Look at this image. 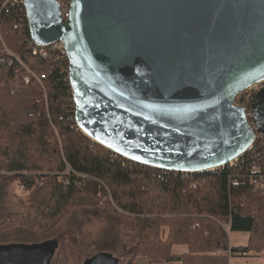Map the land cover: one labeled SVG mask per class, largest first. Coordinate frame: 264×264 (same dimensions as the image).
<instances>
[{"label":"water","instance_id":"95a60500","mask_svg":"<svg viewBox=\"0 0 264 264\" xmlns=\"http://www.w3.org/2000/svg\"><path fill=\"white\" fill-rule=\"evenodd\" d=\"M31 42H60L74 122L145 166L203 172L264 134V85L249 123L240 95L264 83V0H22ZM58 241L0 245V264H51ZM107 252L83 264H118Z\"/></svg>","mask_w":264,"mask_h":264},{"label":"trees","instance_id":"16d2710c","mask_svg":"<svg viewBox=\"0 0 264 264\" xmlns=\"http://www.w3.org/2000/svg\"><path fill=\"white\" fill-rule=\"evenodd\" d=\"M1 39L0 169L14 172L28 189L33 183L23 173L33 161L44 158L55 175L69 169L64 182L43 175L51 188L44 210L31 225L17 224V230L44 233L59 215L94 207L109 195L111 202L102 203L101 213L128 219L140 234L155 231L152 239L131 247L126 264L138 255L170 260L173 245L187 247L176 257L181 264H229L230 256L246 253L264 257V140L255 142V155L248 151L231 166L203 172L127 160L78 129L67 57L58 51L45 57L33 54L20 2L0 0ZM255 100L253 93L252 104ZM254 163L258 170H253ZM11 222L0 228L13 230ZM229 232L248 233L246 244L230 246Z\"/></svg>","mask_w":264,"mask_h":264},{"label":"rangeland","instance_id":"374dc122","mask_svg":"<svg viewBox=\"0 0 264 264\" xmlns=\"http://www.w3.org/2000/svg\"><path fill=\"white\" fill-rule=\"evenodd\" d=\"M0 41V46L3 48L4 41L3 39ZM263 85L264 83L242 92L240 98L248 95L249 92L250 95L257 92ZM235 103L237 104V101ZM41 160L43 161H33L30 169L23 173L29 176L33 183L29 189L14 172L0 169V224L12 221L11 224L16 226L9 231L0 228V245L28 244L55 239L58 241V248L51 264H83L87 258L101 252L112 254L119 260L118 264H126L129 259L128 253L136 242L148 241L155 236V231L140 234L128 219L119 217L117 214L101 213L105 206H102V203L111 202L109 195L103 196L98 205L94 207H85L83 211L68 210L61 216L59 215L58 220L52 223V226L44 233H40L37 229L34 232L31 229L35 234L28 235L24 231L17 230L16 228H19L17 224L31 225L34 223L32 221L36 220L44 210L51 188L48 179L43 175L54 176L57 182H64L68 176V168H65L59 175L58 173L55 175L48 170L50 163L44 161V158ZM236 161L228 165L231 166ZM85 198L81 196L80 200ZM107 209L109 210V207ZM247 236L246 232H229V243L235 246L244 244ZM244 261L243 257H229V264H244ZM254 264H264V258L256 259Z\"/></svg>","mask_w":264,"mask_h":264},{"label":"built area","instance_id":"2783aa9c","mask_svg":"<svg viewBox=\"0 0 264 264\" xmlns=\"http://www.w3.org/2000/svg\"><path fill=\"white\" fill-rule=\"evenodd\" d=\"M11 1H13L14 3H19L20 2L22 4V0H11ZM56 1L60 5L61 16L64 19L67 16L68 4H65V3H62V2L60 3L58 0H56ZM24 12H25V10H24ZM29 44H30V46L32 48L33 54H39L42 57H45L49 52H52V51H58V52H60L61 55H65L66 56L65 51L63 49V46H62V44L60 42H54V43H52L50 45H47V46H37V45L33 44L31 42V39H30ZM27 72H29V71L27 70ZM23 80L24 81H28V77L24 76ZM252 88L246 89L245 91H243V93L248 91V90H250V89H252ZM247 94L248 95H246V96H242V101L243 102L242 103L237 102V104H240V105L243 106V108L245 109L246 117H247L249 123L251 124V126L254 129H256V127L254 126L253 118H252V116L250 114V110H251L250 106H251L252 101H253V94L250 95V92L247 93ZM72 102H73V99H72ZM259 139L260 140L261 139L264 140V134H258L256 141L259 140ZM255 142H254V144H255ZM254 144L246 152H248V151L249 152H253L254 155H255ZM252 168H253V170H258L259 167L254 163V164H252ZM190 173H195V172H190ZM176 264H181V262H177Z\"/></svg>","mask_w":264,"mask_h":264},{"label":"crops","instance_id":"0c3cea01","mask_svg":"<svg viewBox=\"0 0 264 264\" xmlns=\"http://www.w3.org/2000/svg\"><path fill=\"white\" fill-rule=\"evenodd\" d=\"M248 235V233H247ZM248 240V236L246 239V242ZM246 242L244 244H246ZM244 244H240V245H244ZM230 246H235L229 243ZM239 246V245H238ZM187 251V247L185 245H173L171 247V255H172V259L170 260H163V261H150L148 260L145 256L142 255H138L136 256L133 261L132 264H176L177 263V256H180L184 253H186ZM237 257H243L244 258V264H254V262L256 261V259H261L264 258L263 256L260 255H254L253 253H246L243 255H234Z\"/></svg>","mask_w":264,"mask_h":264}]
</instances>
